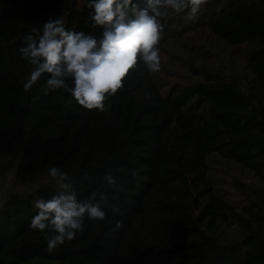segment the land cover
<instances>
[{"label": "trees", "instance_id": "1", "mask_svg": "<svg viewBox=\"0 0 264 264\" xmlns=\"http://www.w3.org/2000/svg\"><path fill=\"white\" fill-rule=\"evenodd\" d=\"M64 1L0 0V165L19 147L14 183L34 185L0 199V264H264V0H208L191 20L188 10H169L157 47L206 30L239 59L190 61L198 80L186 85L140 61L103 113L83 108L65 89L45 92L48 74L23 88L34 70L19 51L23 37L59 17ZM88 2L70 4L66 28L99 39L103 29L92 26ZM216 160L252 176L230 181L241 206L204 185ZM52 167L69 174L79 200L93 191L109 199L104 220L85 217L83 231L49 253L46 233L29 225L35 201L56 192ZM223 224L237 234L226 237Z\"/></svg>", "mask_w": 264, "mask_h": 264}, {"label": "clouds", "instance_id": "2", "mask_svg": "<svg viewBox=\"0 0 264 264\" xmlns=\"http://www.w3.org/2000/svg\"><path fill=\"white\" fill-rule=\"evenodd\" d=\"M207 3L208 0H144L141 7L139 0H89L92 26L103 29L99 39L68 30L64 15L49 17L42 28L33 27L23 37L25 46L19 51L34 66L23 88L31 90L41 76L48 74L45 92L65 89L83 108L106 112L109 106L105 101L124 87L138 62L142 61L151 73L161 71L157 45L165 27L161 21L169 16V10L177 14L188 10L187 19L191 20ZM48 175L56 192L50 199L35 201L38 211L29 226L46 233L47 251L52 253L83 231L85 217L104 220L103 206L109 197L93 191L89 200L81 201L67 172L52 167ZM106 180L116 185L115 177L109 175ZM121 226L118 221L116 227Z\"/></svg>", "mask_w": 264, "mask_h": 264}, {"label": "rangeland", "instance_id": "3", "mask_svg": "<svg viewBox=\"0 0 264 264\" xmlns=\"http://www.w3.org/2000/svg\"><path fill=\"white\" fill-rule=\"evenodd\" d=\"M71 3L79 0H70ZM179 22V15L177 16ZM208 33V34H207ZM206 35V37H205ZM184 43L194 44L199 46L203 50H206L208 54L198 56L196 53L184 45ZM159 55L161 60V71L153 73L157 74L160 78L168 82H178L181 84H188L190 82L197 81L198 78L193 76L188 68L190 61L195 63H203L205 66H211L218 61L224 63L233 62L236 56L239 59L237 53H234L229 46H223V44L217 39V37L207 32L206 30H189L182 32L179 36L174 38H168L165 42L159 45ZM17 156L19 155V147L15 150ZM4 159L0 165V199L4 198L10 191L22 192L26 190H32L34 185H18L14 183V165L18 157ZM233 176H239L245 180H252V176L245 170L241 171L238 164L232 162H226L221 160L212 161L210 167V175L207 176L209 182L205 180L204 185L210 188L211 184L215 189H219L226 195L231 197V200L241 206L244 200L235 193L230 181ZM202 176H199V179ZM236 194V195H235ZM221 232L226 237H232L237 234V228L235 226H228L223 224L221 226Z\"/></svg>", "mask_w": 264, "mask_h": 264}, {"label": "built area", "instance_id": "4", "mask_svg": "<svg viewBox=\"0 0 264 264\" xmlns=\"http://www.w3.org/2000/svg\"><path fill=\"white\" fill-rule=\"evenodd\" d=\"M71 4V1L70 0H67V2H63V6H62V9H61V13H60V16L64 15L65 16V20H66V17H67V14L69 12V6ZM67 11V14L65 15V12ZM0 205H1V202H0Z\"/></svg>", "mask_w": 264, "mask_h": 264}]
</instances>
